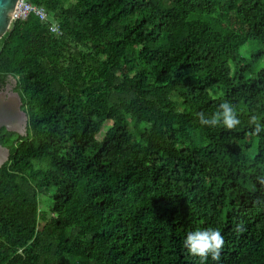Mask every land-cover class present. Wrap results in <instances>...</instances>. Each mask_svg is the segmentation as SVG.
<instances>
[{"label": "trees", "instance_id": "1", "mask_svg": "<svg viewBox=\"0 0 264 264\" xmlns=\"http://www.w3.org/2000/svg\"><path fill=\"white\" fill-rule=\"evenodd\" d=\"M28 1L49 19L0 39L29 117L2 142L0 264H264V0ZM225 101L236 128L201 124ZM209 227L219 261L184 246Z\"/></svg>", "mask_w": 264, "mask_h": 264}, {"label": "clouds", "instance_id": "2", "mask_svg": "<svg viewBox=\"0 0 264 264\" xmlns=\"http://www.w3.org/2000/svg\"><path fill=\"white\" fill-rule=\"evenodd\" d=\"M219 109L214 118L206 117L203 112L199 113L201 124L211 126L222 124L227 129H234L241 123L236 109L230 102L221 103ZM261 131H264V128L258 124L256 132L260 133ZM224 242L221 231L217 228L209 227L189 232L185 237L184 246L193 256L202 257L205 260L211 257L212 260L219 261Z\"/></svg>", "mask_w": 264, "mask_h": 264}, {"label": "flooded vegetation", "instance_id": "3", "mask_svg": "<svg viewBox=\"0 0 264 264\" xmlns=\"http://www.w3.org/2000/svg\"><path fill=\"white\" fill-rule=\"evenodd\" d=\"M16 94L20 96L16 90V82L12 77H9L4 83L0 82V105L8 103L15 113V122L13 123L15 131H9L5 126L0 127V162L5 158L6 150L8 149V147L2 143L6 140L7 133L12 132L19 136H26L27 134L29 121L28 113L21 96V102H17Z\"/></svg>", "mask_w": 264, "mask_h": 264}, {"label": "water", "instance_id": "4", "mask_svg": "<svg viewBox=\"0 0 264 264\" xmlns=\"http://www.w3.org/2000/svg\"><path fill=\"white\" fill-rule=\"evenodd\" d=\"M19 0H0V39L8 32L11 28L14 19L15 9ZM16 82V79L13 78ZM17 102H21V98L16 94ZM6 103V102H5ZM15 113L13 108H10L8 103L0 105V127L5 126L9 131H15L14 123ZM10 151L6 150L5 158L0 162V169L9 160Z\"/></svg>", "mask_w": 264, "mask_h": 264}, {"label": "built area", "instance_id": "5", "mask_svg": "<svg viewBox=\"0 0 264 264\" xmlns=\"http://www.w3.org/2000/svg\"><path fill=\"white\" fill-rule=\"evenodd\" d=\"M31 13H34L39 16L42 21H46L49 19L48 13L43 7L33 5L28 0H19L15 9L13 21L18 19H26ZM50 28L53 32H61L59 25L56 23H54Z\"/></svg>", "mask_w": 264, "mask_h": 264}, {"label": "rangeland", "instance_id": "6", "mask_svg": "<svg viewBox=\"0 0 264 264\" xmlns=\"http://www.w3.org/2000/svg\"><path fill=\"white\" fill-rule=\"evenodd\" d=\"M249 47L247 48V51L250 50V45H248ZM246 49V48H245ZM246 51V52H247ZM261 68H264V58H262L261 60H259L255 65H254V71L257 72L258 70H260ZM43 201L41 202V208L43 210H48L49 209V205L48 202L46 201V198H42Z\"/></svg>", "mask_w": 264, "mask_h": 264}]
</instances>
